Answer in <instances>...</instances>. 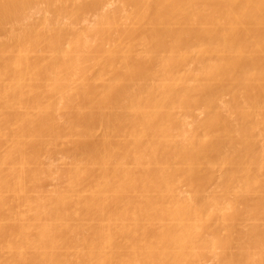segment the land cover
Returning a JSON list of instances; mask_svg holds the SVG:
<instances>
[{"label":"bare ground","instance_id":"6f19581e","mask_svg":"<svg viewBox=\"0 0 264 264\" xmlns=\"http://www.w3.org/2000/svg\"><path fill=\"white\" fill-rule=\"evenodd\" d=\"M0 264H264V0H0Z\"/></svg>","mask_w":264,"mask_h":264}]
</instances>
